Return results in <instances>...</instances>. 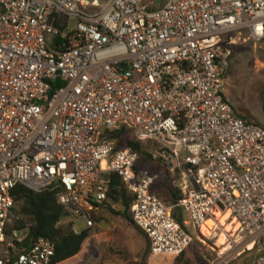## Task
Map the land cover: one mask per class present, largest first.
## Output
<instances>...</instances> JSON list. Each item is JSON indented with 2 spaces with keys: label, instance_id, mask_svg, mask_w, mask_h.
I'll return each mask as SVG.
<instances>
[{
  "label": "built area",
  "instance_id": "1",
  "mask_svg": "<svg viewBox=\"0 0 264 264\" xmlns=\"http://www.w3.org/2000/svg\"><path fill=\"white\" fill-rule=\"evenodd\" d=\"M244 39L264 40V0H0V264L55 255L44 238L24 246L16 186L54 192L88 229L111 174L133 194L152 256L179 257L209 220L216 234V214L264 242V128L223 95ZM120 128L152 144L178 201L160 199L157 174L107 139Z\"/></svg>",
  "mask_w": 264,
  "mask_h": 264
},
{
  "label": "rangeland",
  "instance_id": "2",
  "mask_svg": "<svg viewBox=\"0 0 264 264\" xmlns=\"http://www.w3.org/2000/svg\"><path fill=\"white\" fill-rule=\"evenodd\" d=\"M244 40L232 48L223 95L237 115L264 128V40ZM128 137L125 135L123 140ZM147 161V170L158 176L154 192L170 203L172 189L165 182L166 170L152 158ZM121 211L119 205L101 206L95 214L100 221L93 220V226L88 229L81 220L62 222L64 225L72 222L76 231L88 232L89 240L76 264H264V242L253 246L236 232L237 226L232 225L231 218L226 221L231 233H225L226 227L219 226L216 234H199L179 259L151 256L147 239L131 220L120 215ZM221 234L226 235L227 251L217 244Z\"/></svg>",
  "mask_w": 264,
  "mask_h": 264
},
{
  "label": "trees",
  "instance_id": "3",
  "mask_svg": "<svg viewBox=\"0 0 264 264\" xmlns=\"http://www.w3.org/2000/svg\"><path fill=\"white\" fill-rule=\"evenodd\" d=\"M232 48L233 47H231V51ZM105 135L107 139L115 142L117 149H129L138 154L139 158L136 164L137 171L140 169H147L149 163L147 161L148 158H152L153 160L152 144L136 142L129 130L120 128L119 130L106 132ZM125 135L129 137L123 140ZM168 188L171 187L169 186ZM155 194L157 195V193ZM158 197L162 199L160 196ZM12 198L15 205L14 213L20 218V221L15 222L14 228L21 229L28 226V235L24 242V246L28 247L39 238L47 239L54 244L55 250V255L51 264H76L85 249L86 243L89 240V235L86 230L79 234H75L73 232L72 222L66 225L62 224V222L67 219L68 215L64 209L57 204L56 194L50 191L34 193L18 185L12 191ZM179 199L180 194L172 189L171 202L167 203L163 199L162 200L166 204H171ZM133 200V194L126 190L122 180L118 176L111 174L109 176L107 199L101 206L106 204L119 205L122 209L120 215L126 220L132 221L130 207ZM95 214L96 212L92 214V221L99 222L100 217H95ZM173 217L176 219L178 218L177 220L181 222V211L175 210ZM142 234L144 235V233ZM144 236L147 239L146 235ZM183 254L174 259H179Z\"/></svg>",
  "mask_w": 264,
  "mask_h": 264
},
{
  "label": "bare ground",
  "instance_id": "4",
  "mask_svg": "<svg viewBox=\"0 0 264 264\" xmlns=\"http://www.w3.org/2000/svg\"><path fill=\"white\" fill-rule=\"evenodd\" d=\"M215 217H216V224H218V226L220 227H226L225 233H231L232 229L231 230L228 229L230 225L226 226V221L230 219L229 213H225L223 215L216 214ZM232 225H233V222H232ZM213 226H215V221H211V220L207 221L201 229L202 234L206 236L209 233H211L210 230L213 229ZM217 244L221 247H224L223 251H227L229 249V247H225L226 246V235L224 234H221L218 236Z\"/></svg>",
  "mask_w": 264,
  "mask_h": 264
},
{
  "label": "crops",
  "instance_id": "5",
  "mask_svg": "<svg viewBox=\"0 0 264 264\" xmlns=\"http://www.w3.org/2000/svg\"><path fill=\"white\" fill-rule=\"evenodd\" d=\"M233 111H234V109H233ZM234 114H235L237 117L246 120L245 117H240L239 115H237V113H235V111H234ZM247 121H248V120H247Z\"/></svg>",
  "mask_w": 264,
  "mask_h": 264
}]
</instances>
